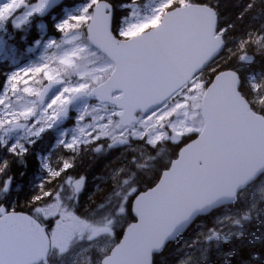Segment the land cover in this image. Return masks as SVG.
<instances>
[{"label": "water", "instance_id": "95a60500", "mask_svg": "<svg viewBox=\"0 0 264 264\" xmlns=\"http://www.w3.org/2000/svg\"><path fill=\"white\" fill-rule=\"evenodd\" d=\"M107 17L103 5H97L85 29L87 39L114 69L119 58L127 76L112 72L89 93L74 94L59 112L58 122L67 119L70 105L90 99L113 104L121 110V124L129 125L136 113L150 112L184 86L222 47L220 37H214L215 13L204 5L168 11L159 25L128 40L112 39ZM59 84L47 83L37 101L41 103ZM238 87L233 71L213 78L202 98V132L179 151L153 189L134 199L131 209L137 221L125 230L105 264H149L152 254L159 253L198 215L234 203L237 193L264 173V118L250 110ZM116 92L120 98H112ZM47 248L42 230L31 218L21 213L1 216L0 260L4 264H36Z\"/></svg>", "mask_w": 264, "mask_h": 264}, {"label": "rangeland", "instance_id": "374dc122", "mask_svg": "<svg viewBox=\"0 0 264 264\" xmlns=\"http://www.w3.org/2000/svg\"><path fill=\"white\" fill-rule=\"evenodd\" d=\"M0 2H3V0H0ZM167 2L168 0H135L131 8L128 5L116 7V9L120 11V15H118L114 24L116 27V34L121 37L119 34V29L121 27L130 28L131 26H136L131 28L132 33L134 30H139L141 26L147 25L157 17H160L162 5ZM86 3L87 0L73 11L65 9L61 19L56 18L52 20L51 18V21L48 22L49 25H51V29H48V26L44 23L45 21L34 18L31 26L22 31L23 34L19 37L20 42L26 41L28 35L31 37L30 44L24 48V52L26 51L27 54L32 56L25 61L23 67L29 70L32 67L31 64L34 63L36 68L43 69V72L39 74L35 71L30 72L31 74L28 76L22 74L23 76L18 80L20 86L19 90H21L24 96L21 102L33 107L35 110L34 114L38 122L29 125L32 131H38L40 128L45 129L44 134L48 130L52 131L51 122L53 119H50L51 116L55 114L57 109L62 107L63 104L61 100L67 99L72 94L71 92L65 93L64 89L76 88L79 87L80 84L86 83L89 85L86 91H89V89H91L90 85H92V87L98 85L104 80V77L110 73L108 62L93 50L88 45L87 41L82 39L81 34L84 33V30H79L77 28L78 25L71 27L65 33H58L56 31V24L61 22L68 14H81V10L87 6ZM133 9L135 10L134 15ZM164 11L165 9L163 12ZM122 19L123 24L121 23ZM82 24L84 23L82 22ZM79 28L81 29V25ZM9 30H12L10 24L8 25L7 31ZM7 31H0V41H4ZM48 31L51 37H45ZM227 37L228 35L226 34V38ZM51 38H53V41L57 42L53 44V50V41H51ZM3 46V43L0 44V53L4 52ZM35 50H38V52L35 53ZM51 50L53 53H50ZM11 51H13V49H11ZM61 59L69 63L61 64ZM28 62H31V64H28ZM101 69L105 70L100 71ZM18 72L20 73L21 69ZM45 73L51 75L53 80L64 79L65 84L54 91L43 104L36 106L35 109L34 99L37 95H28L23 92V89H35L38 92L41 84L48 81L45 79ZM8 75L12 74L9 73ZM206 75L207 73L198 76L196 81L187 89L180 92L173 102L167 103L158 113L149 117H139L136 124L132 125L130 128L123 129L119 126L115 118V115L119 112L116 111L115 108L99 104L86 106L84 102H82L78 106H75V109H72L73 123L69 124L68 129L58 126L57 129L54 130V133L50 136L52 140L49 141V147L46 146L47 149L42 152V155L37 157L36 162L38 167H40L41 176H36L34 178L31 184L32 189H36L35 193H37L41 189L39 186L43 185L45 180L49 181L51 179L47 170L43 169L45 160L50 159L49 166L55 168L58 160L68 156V153L63 150V147H66V143L62 144L61 142V138L64 137V135L68 136L65 142H71L73 139L79 141V145L77 146L79 152L76 156L75 166L70 169L69 172L74 179L85 177L80 192L77 193L73 191L70 186L66 185L58 198L52 200H48L47 198L39 200L42 201L39 205L45 208H51V205L54 203L58 204L52 215L45 216L43 212H36L35 209L37 206L32 210L39 219L57 220L58 222L62 221L68 223V218H71L73 222H76L75 224L78 225L79 229H83L84 235L79 239L76 238L74 232L68 228L58 231L49 228L51 231L50 241L52 238V246L55 248V258H57L58 264H64L68 260H72L71 264H77L76 259L80 260L82 252L88 250L92 246H96L101 253L107 252L109 249L108 247L111 245L110 233L120 229V227L123 228L125 224L123 220L121 226V219L124 215L123 210L119 216H107V213L104 211V206L101 204L103 196H101V200H98L95 204L80 210V202L87 188V171L82 172V170H78L77 166L85 163L87 164V161L102 155L109 142L114 139L117 140V137L124 140L128 139V141L131 140L132 145L137 141L143 140L142 142L148 143L150 147L159 148L163 147L165 140L169 141L171 144H175L191 131L200 130L202 123L198 109L200 99L204 92V85L207 79ZM9 87L10 86H6V95L0 97V99H10L12 103L15 104L19 98L7 95ZM57 97L61 99L56 100V104L50 108L49 105ZM82 129L83 131H81ZM102 131H107L109 135L96 140L93 149L87 150L86 147H88L89 143L92 142L95 136H99ZM144 131H147L148 134L142 139L141 136ZM89 133H92V136H89ZM15 136H23L24 141L28 142V144L35 138V135H29L28 129L21 130L18 133L16 132L14 134V137ZM5 139L7 140L8 137H5ZM80 145H83V147H80ZM132 145L130 146V144H128L130 147H132ZM97 146H100L99 152L94 151ZM61 150L62 153L55 158L57 153ZM122 150H124V148ZM4 154H6V159H8L10 154L6 151H4ZM124 154L127 164L123 167L157 168L161 166V162L164 164L167 161L162 149L156 154L154 150L150 148H140L132 152L126 151ZM133 157L136 158L135 165L131 164V158ZM157 158H161V162L157 160ZM3 159L4 156H2V152L0 151V160ZM13 159H15V157H13ZM114 170L115 174H110V176L113 175L111 179L115 180L114 183L118 182L120 195L124 198L129 190L131 191L135 188V186H131L133 174L130 173L118 179L117 177L122 174L121 167H115ZM135 178L143 182L138 174ZM4 179L6 178H0V184H2ZM40 181L42 183H40ZM52 182L54 184L56 183V190L59 187L60 180ZM54 184L47 183V185ZM92 188L93 186L91 189ZM55 190L53 192H55ZM3 192L4 191L0 190V200L3 198ZM16 192H18V189L15 187V182L12 180L9 191H7L6 194L12 197ZM70 208L73 209L68 212ZM222 222H224L220 229L222 232L218 230L220 238L214 243V247L219 249V252H215V256H212V252L207 253L208 248L204 247L207 241L206 238L189 235L181 244L180 249L168 253L162 261H165V264H209V262L213 260L214 264H229V255L225 249L234 248L235 246L244 247L243 245L258 243L264 237V177L260 178L239 195L237 205L208 219L209 228H213L212 225H219ZM207 233L208 229L203 236L206 237L205 235ZM238 237H245V243L243 245L237 241ZM72 243L78 244L79 256H75V254L70 257L64 256V254L70 250V245ZM71 248H73V246ZM216 258H221L223 260H217ZM80 261L83 262V260Z\"/></svg>", "mask_w": 264, "mask_h": 264}, {"label": "trees", "instance_id": "16d2710c", "mask_svg": "<svg viewBox=\"0 0 264 264\" xmlns=\"http://www.w3.org/2000/svg\"><path fill=\"white\" fill-rule=\"evenodd\" d=\"M85 1L86 0H69L64 5H61V7L56 8L50 17L54 19H61L63 16L62 13L65 9L75 10L77 7L84 4ZM184 1L185 0H173L172 7L178 6ZM193 1L209 5L211 7L214 6L218 11L220 19L218 27L224 28L226 34L228 35L225 48L227 50L226 52L222 53L217 64L211 68L212 70L209 72V80H211L212 76L219 71L226 69H236L240 77V94L247 100L254 111L264 112V96H262L264 93V0ZM108 2L116 11L114 13V20L116 21V18L118 15H120V12L116 9V7L127 5L129 0H108ZM49 21L51 20H46V26L51 27V25L48 23ZM80 25L83 28V24L80 23ZM22 34V31L15 32V37H13L10 42L16 47V58H21L23 62L26 59L23 49L30 44L31 37L27 34L28 36L26 41L17 42L18 38ZM242 53L252 55L254 60L251 64L245 65L246 67L244 66V69H239L242 65L237 59ZM12 71H14V68L10 66L8 61H0V87H2L3 81L7 78V74ZM258 71L260 73H256ZM260 80L263 81V83ZM261 88H263V90ZM177 148L178 146L176 148L170 147V150L168 151L169 153L172 152L173 154L176 152L175 149ZM1 152L2 156H4V159H6V154H4V151ZM34 155L35 153L33 148L28 150V153L23 158L22 162L18 161L17 158L13 159V157L10 155L8 158L9 167L4 172V174L0 176V178H7V176H11L12 180L17 185L16 188L18 189V192H16L12 197L5 196L1 202V204H4L5 200L10 202L8 206H11V209H13L15 212H28V207H32L31 203L33 197L37 196L34 194L35 189H32L30 183L28 184V181L34 178V173L37 168L36 158ZM120 157L121 159L119 160ZM123 159V156H119L118 149H112L104 157L91 159L90 161H87V164L85 163L83 165L77 166L78 170H82V172L87 171V188L85 194L82 197L81 203L85 202V204L91 205V203L101 200L102 190H108L111 187L112 183L108 181H113L111 179L113 175L110 176V174H115L114 168L120 167ZM159 168L154 167L150 170L144 171L143 174L148 178L147 180H144L143 177V182L137 180L138 186H149L156 176ZM101 180H104V183L101 186H98L99 188L92 197H89L92 195L91 187L94 186V183L100 184ZM203 219L207 220L206 217ZM225 251L230 254L229 264H251V262L252 264H264V238L262 241L260 240L258 244L254 243L248 245V247L246 246L245 248L235 247L234 250L225 249ZM209 264H214L213 260L210 261Z\"/></svg>", "mask_w": 264, "mask_h": 264}, {"label": "snow or ice", "instance_id": "6c2138e0", "mask_svg": "<svg viewBox=\"0 0 264 264\" xmlns=\"http://www.w3.org/2000/svg\"><path fill=\"white\" fill-rule=\"evenodd\" d=\"M59 0H3L0 2V31H7L8 25H11V29L13 32L24 31L28 29L34 18L43 17L48 13L50 8L58 3ZM135 0H129L128 6L131 8ZM173 0H168L167 3L162 5L161 14L164 9H170L172 7ZM87 6L81 10V14L71 15L68 14L61 22L55 25L56 31L58 33H65L71 27L79 25L80 23H87L91 20L92 14L96 11L97 5H103L105 11L108 12V21H109V35L114 40L115 37L112 36L111 30V5L108 3V0H87ZM135 14V10L133 9V15ZM123 24V19L121 21ZM159 24V17L151 21L148 25L144 26L143 30H146L148 27L156 26ZM136 26H131L130 28L121 27L119 29V34L121 37L128 38L131 33V28ZM38 42V41H37ZM3 41H0L2 44ZM83 51V50H81ZM61 64L69 63L68 61L61 59ZM105 69H101L100 71H104ZM36 73H42L43 69L36 68L34 70ZM31 73L25 72V76L30 75ZM113 75H119L121 78H125L127 73H125L124 69L121 67V61L119 58H116V68L113 71ZM45 79L52 81L53 77L49 74L45 73ZM19 77L18 75H8L7 78L3 81L2 87H0V97H4L6 95L5 88L9 87V91L7 95L11 97L19 98L15 104L12 101L0 99V151H6L12 157L17 158L18 161H23V158L27 155L29 148L36 142L32 141L30 144L24 143L23 136H15L14 134L17 130L28 129L29 135L42 136L45 132V129L40 128L38 131H32L29 125H33L37 123L35 116V110L33 107H30L27 104L22 103L24 96L22 95L21 90H19L18 84ZM89 88V85L86 83L80 84L79 87L72 89H64L65 93L71 92L75 94H80L85 92ZM24 93L28 95H39L35 89H23ZM61 99L57 97L54 99L49 107L51 108L56 104V100ZM70 99L61 100L62 104L70 103ZM60 113H55L51 116V119H57ZM83 131V129L81 130ZM109 133L107 131H102L99 136H95L92 142L101 139L102 137H107ZM89 136H92V133H89ZM5 137H8L6 140ZM158 142V141H157ZM66 143V147H63V150L68 153L63 159H60L56 162V167H50L47 162L43 164V169L47 170L51 179L48 183H51L55 180H60L59 187L53 191H43V195L33 197V203L36 201L44 200L47 198L48 200L56 199L59 197V194L64 190V187L70 186L71 189L75 192H80L81 186L84 183L85 177L73 178L72 174L69 172L75 166L76 156L78 155L79 141L73 139L71 142H62ZM111 146V145H109ZM83 147V145H80ZM94 151L99 152L100 146H97ZM9 167V160L3 159L0 160V176L4 174V172ZM12 183V177L8 176L3 180L2 184H0V190L7 192L9 191V186ZM43 190V185L39 186ZM58 206V204H52L51 208H45L40 205H37L35 211L40 213L43 212L45 216H50L53 214V211ZM0 213L3 215H8V210L0 207ZM0 264H4L3 260H0Z\"/></svg>", "mask_w": 264, "mask_h": 264}, {"label": "flooded vegetation", "instance_id": "af4514ba", "mask_svg": "<svg viewBox=\"0 0 264 264\" xmlns=\"http://www.w3.org/2000/svg\"><path fill=\"white\" fill-rule=\"evenodd\" d=\"M110 144H108L106 147H108ZM107 155V154H106ZM106 155H102V156H100L99 158H101V157H104V156H106ZM120 156V155H119ZM121 159V157L119 158V160ZM120 166H122V162H121V164H120ZM146 170H149V169H146ZM145 170V171H146ZM148 178V177H147ZM146 178V179H147ZM114 181V180H113ZM113 181H108V182H110V183H112L111 184V187L113 186ZM104 183V180H101V183L100 184H96L93 188H92V192H91V194L92 195H94V193H96V190L99 188L98 186H101L102 184ZM111 187H110V189H111ZM110 189H108V190H102V195L104 194V193H106L107 191H109ZM81 204V203H80ZM83 206V205H82ZM82 208H84V207H82ZM72 219L71 218H68V221H71ZM43 221L45 222V225H46V227L47 228H50V229H54V227H56V228H58V229H63V230H65V228L68 226V223L67 224H65V222H62V221H60V222H58L57 220H56V222H52L51 220H49V219H43ZM45 225H43L44 227H45ZM69 229L70 230H75L73 227H71V226H69ZM216 236L215 237H217V234H215ZM165 255H162V256H159V257H156L155 259H154V261H153V264H163V262L161 261V258L162 257H164ZM86 264H97V262H95V261H93V260H87L86 261Z\"/></svg>", "mask_w": 264, "mask_h": 264}, {"label": "bare ground", "instance_id": "6f19581e", "mask_svg": "<svg viewBox=\"0 0 264 264\" xmlns=\"http://www.w3.org/2000/svg\"><path fill=\"white\" fill-rule=\"evenodd\" d=\"M256 65H257V62H256ZM264 65V64H263ZM246 67V66H245ZM260 67V66H259ZM242 69V68H241ZM244 69V68H243ZM256 69V68H255ZM257 70V69H256ZM255 70V71H256ZM256 73H260L259 71L258 72H256ZM253 74H255V73H253ZM247 75V74H246ZM263 75V74H262ZM254 77V76H253ZM259 77H260V75H259ZM262 77V76H261ZM243 78V77H242ZM245 78V77H244ZM260 79V78H259ZM244 80H246V79H244ZM261 81V80H260ZM262 83H263V81H261ZM252 83V82H251ZM255 83V82H254ZM257 83V82H256ZM259 83V82H258ZM252 85V84H251ZM263 85V84H262ZM259 86H261V85H259ZM263 87V86H262ZM245 88V87H244ZM255 89V88H254ZM259 89H260V87H259ZM262 90H263V88H261ZM260 92H262L261 90H259ZM253 94V93H252ZM255 95H258V94H255ZM262 96H264V93H263V95ZM231 212V211H230ZM222 214H224V213H222ZM226 216V215H225ZM195 238V237H194ZM193 238V239H194ZM192 239V238H191ZM262 241V240H261ZM237 242V241H236ZM238 243V242H237ZM258 244V243H257ZM236 247V246H235ZM247 247H248V245H247ZM251 248V247H250ZM255 255V254H254ZM262 256V255H261ZM263 257V256H262ZM264 258V257H263ZM262 258V259H263ZM250 260V259H249ZM248 261V260H247ZM249 262V261H248ZM248 264V263H247ZM251 264H252V262H251Z\"/></svg>", "mask_w": 264, "mask_h": 264}]
</instances>
